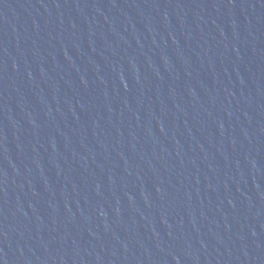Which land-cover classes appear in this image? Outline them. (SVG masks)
I'll return each mask as SVG.
<instances>
[{
  "label": "water",
  "instance_id": "95a60500",
  "mask_svg": "<svg viewBox=\"0 0 264 264\" xmlns=\"http://www.w3.org/2000/svg\"><path fill=\"white\" fill-rule=\"evenodd\" d=\"M0 264H264V0H0Z\"/></svg>",
  "mask_w": 264,
  "mask_h": 264
}]
</instances>
